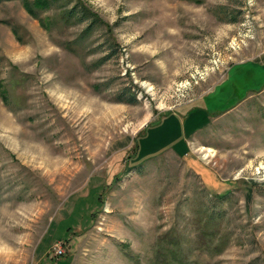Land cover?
Instances as JSON below:
<instances>
[{
    "label": "rangeland",
    "instance_id": "1",
    "mask_svg": "<svg viewBox=\"0 0 264 264\" xmlns=\"http://www.w3.org/2000/svg\"><path fill=\"white\" fill-rule=\"evenodd\" d=\"M73 1L0 3V264H264V0Z\"/></svg>",
    "mask_w": 264,
    "mask_h": 264
},
{
    "label": "trees",
    "instance_id": "2",
    "mask_svg": "<svg viewBox=\"0 0 264 264\" xmlns=\"http://www.w3.org/2000/svg\"><path fill=\"white\" fill-rule=\"evenodd\" d=\"M2 1H11V0H0V3ZM23 6L28 14H30L34 19L39 20V23L42 27H45V23L43 19L39 18L38 11L41 10H47L52 8V6H55L58 4L61 0H22ZM55 19L52 21L53 18H50L52 23H56L58 21L63 22L65 25L69 26H76V25H84L81 31L82 36H89L94 33L95 30L99 29L103 25V21L99 17L98 14L93 12L91 9H89L87 6L83 4L81 0H75L73 1V4L71 6H64V9H62L59 14H57ZM114 55V50L109 51V53L103 57L102 60L99 61V63H102L104 61H107L108 59H111ZM5 87L2 88V84L0 82V97L4 103H7V94L4 91ZM118 102L121 103H127V104H134L136 102L134 95H128L127 98H117ZM117 177V176H115ZM101 194H99L97 200L99 201ZM225 198V196H221L220 199ZM100 203V201H99ZM212 216L209 215V220Z\"/></svg>",
    "mask_w": 264,
    "mask_h": 264
},
{
    "label": "built area",
    "instance_id": "3",
    "mask_svg": "<svg viewBox=\"0 0 264 264\" xmlns=\"http://www.w3.org/2000/svg\"><path fill=\"white\" fill-rule=\"evenodd\" d=\"M49 252L52 255V259H57V258L65 256L64 243L63 242H55L50 247Z\"/></svg>",
    "mask_w": 264,
    "mask_h": 264
},
{
    "label": "crops",
    "instance_id": "4",
    "mask_svg": "<svg viewBox=\"0 0 264 264\" xmlns=\"http://www.w3.org/2000/svg\"><path fill=\"white\" fill-rule=\"evenodd\" d=\"M174 112H175V111H173V112H171V113L165 115V116L162 117V118L160 119V121H158L157 123H160L161 120H162L163 122H165V121H166V116H169L170 114L172 115V114H174ZM174 115H175V114H174ZM213 119H214V118H212V120H213ZM157 123L153 124L152 126L156 125ZM151 128H152V127H149V128L146 130V132H148ZM201 131H202V130H201ZM198 132H200V131H198ZM198 132L195 133V137H196V135H197ZM144 134H145V132H144ZM142 135H143V134H142ZM142 135H140V136H142ZM169 152H172V151H169ZM172 153H173V152H172ZM173 154H175V153H173ZM190 154H191V152L188 153V154H185V155H184L183 157H181V158H182V159H186L187 156L190 155ZM176 155H177V154H176ZM70 264H72V263H70Z\"/></svg>",
    "mask_w": 264,
    "mask_h": 264
},
{
    "label": "bare ground",
    "instance_id": "5",
    "mask_svg": "<svg viewBox=\"0 0 264 264\" xmlns=\"http://www.w3.org/2000/svg\"><path fill=\"white\" fill-rule=\"evenodd\" d=\"M263 170H264V168H263Z\"/></svg>",
    "mask_w": 264,
    "mask_h": 264
}]
</instances>
